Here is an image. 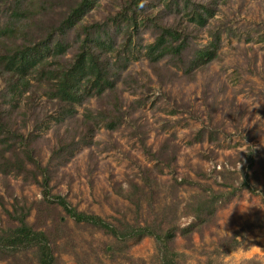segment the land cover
Masks as SVG:
<instances>
[{"label": "rangeland", "instance_id": "374dc122", "mask_svg": "<svg viewBox=\"0 0 264 264\" xmlns=\"http://www.w3.org/2000/svg\"><path fill=\"white\" fill-rule=\"evenodd\" d=\"M122 1L97 0L82 20H100ZM142 3L153 10L161 0ZM2 10L0 6V20ZM209 19L224 28L217 57L205 67H197L192 76L182 77L170 66L175 72L162 84L142 55L133 59L123 72L130 87L117 81L123 89L125 110L120 126L108 130L99 125L92 142L80 145L52 174L50 191L64 195L77 209L109 221L165 220L179 225L191 219L183 210L193 195L208 188L223 191L209 224L192 232L188 240L175 236L177 258L181 264H264L260 192L264 175V0H224L217 3ZM139 36L141 43L151 39L147 29H140ZM207 38L200 28L193 41L203 45ZM129 74L136 76L137 83ZM35 100H39V115L49 125H40L39 130L38 159L44 163L54 142L53 121L44 114L53 113V107L43 94ZM85 104L93 107L96 101L91 97ZM76 109L80 112L82 104ZM27 123L24 131L30 128V121ZM200 128L202 137L196 139ZM140 137L152 151L166 142L168 152L173 148L174 159L161 171H152L157 179L136 207L114 192L113 186H126L129 179L142 183L143 170L152 169L156 160L145 154ZM10 192L27 199L40 196L36 183L22 181L20 175L0 174V226L6 223L3 207L9 208ZM254 213L258 214L257 224L246 226ZM32 215L33 209L29 221ZM62 218L64 225L54 252L63 264H158L151 236L128 242L125 249L94 226L74 223L63 211ZM240 228L231 246L227 237ZM16 258L20 264H31L30 252H21ZM0 264H8L7 259L0 258Z\"/></svg>", "mask_w": 264, "mask_h": 264}, {"label": "trees", "instance_id": "16d2710c", "mask_svg": "<svg viewBox=\"0 0 264 264\" xmlns=\"http://www.w3.org/2000/svg\"><path fill=\"white\" fill-rule=\"evenodd\" d=\"M96 1L0 0V174L20 175L22 181L36 183L40 193L37 199H27L10 192L9 208L3 207L6 223L0 226V258H6L8 264H20L16 255L21 252H30L31 264H63L54 252L64 225L62 211L74 223L89 224L109 234L125 249L143 236H151L158 264H181L174 248L175 236L188 240L192 232L209 224L217 199L222 197L223 191L211 188L193 195L183 210L191 219L179 225L165 220L109 221L95 212L77 209L64 195L50 191L52 174L80 145L92 142L99 125L108 130L120 126L125 110L123 89L117 81L130 87L123 72L133 59L142 55L162 84L175 72L170 66L182 77L192 76L197 67H205L217 57L220 47L224 28L212 24L209 17L224 0H161L153 10L142 0H123L100 20L83 21ZM200 28L208 34L203 45L193 41ZM140 29L149 30L150 41L141 43ZM130 77L137 83L136 76ZM41 94L53 107V113L44 114L53 121L54 135L44 163L38 159L39 130L40 125H49L36 107L39 100L35 98ZM91 97L96 101L93 107L85 104ZM81 104L77 113L76 105ZM135 106L130 104L132 109ZM28 121L30 128L24 131ZM202 132L198 129L194 138L200 139ZM140 146L149 159L156 160L152 169L143 170L142 183L129 179L126 186H113L114 192L136 207L157 179L152 171H161L174 159L173 148L168 152L166 142L152 151L140 137ZM260 192L264 202V175ZM31 209L33 219L29 221ZM257 217L254 213L246 226L257 224ZM241 231L227 237L231 246Z\"/></svg>", "mask_w": 264, "mask_h": 264}]
</instances>
